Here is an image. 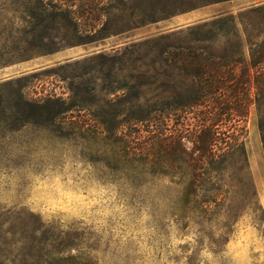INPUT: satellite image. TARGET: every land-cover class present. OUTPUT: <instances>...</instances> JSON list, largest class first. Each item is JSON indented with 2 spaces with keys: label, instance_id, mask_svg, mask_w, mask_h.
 Returning <instances> with one entry per match:
<instances>
[{
  "label": "rangeland",
  "instance_id": "1",
  "mask_svg": "<svg viewBox=\"0 0 264 264\" xmlns=\"http://www.w3.org/2000/svg\"><path fill=\"white\" fill-rule=\"evenodd\" d=\"M258 1L130 0L74 36L59 20L17 24L25 15L0 0V264H57V253L79 264H264V98L244 122V156L201 160L210 175L198 182L185 161L145 157V123L128 120L152 95L191 89L164 51L228 55L225 32L239 24L212 21L237 22ZM47 98L72 110L23 104ZM185 184L199 196L212 188L209 211Z\"/></svg>",
  "mask_w": 264,
  "mask_h": 264
},
{
  "label": "trees",
  "instance_id": "2",
  "mask_svg": "<svg viewBox=\"0 0 264 264\" xmlns=\"http://www.w3.org/2000/svg\"><path fill=\"white\" fill-rule=\"evenodd\" d=\"M4 1L9 3L13 12L25 15L17 18V24L29 22V18L40 23L48 21L50 24L59 20L62 28L71 30L74 36H79L82 35L81 23L84 21V26L88 29L83 35L89 36L98 14L101 19L105 18L111 9L130 0ZM201 1L212 4L235 0ZM256 19L257 28L254 27ZM10 22L15 20H9ZM226 24H235L237 27L234 32H225L224 35L232 33L234 39V47H230L228 55L206 54L205 49L199 46H179L164 51L163 62L166 65L179 66L185 71L192 83L191 89L184 92L172 89L152 95L145 102L150 101L151 104L138 110L139 117L131 116L128 119L145 123L144 131L149 135V143L143 153L145 157H157L155 163L161 160L185 161L193 166L185 174L195 182L204 181L210 175L197 169L200 168L198 163L201 160L212 164L219 158L225 162L235 153L244 156L241 138L245 129L244 122L250 106L264 98V0L242 11L237 22L230 16L220 15L211 23L212 26L218 25L216 27L219 30ZM242 38L246 40L245 50L241 47ZM23 104L29 109L57 107L56 115L72 110L71 106L62 109L63 102L57 98H47L41 104L24 100ZM188 114H192V118ZM122 155L126 158L132 154L123 151ZM185 186L195 196L194 205L199 207V211L204 214L209 211L208 205L214 202L212 188L206 191V195L199 196L196 193L200 191L199 184ZM55 255L57 264H79L76 256L64 257L62 253ZM55 255L53 256L56 257Z\"/></svg>",
  "mask_w": 264,
  "mask_h": 264
}]
</instances>
